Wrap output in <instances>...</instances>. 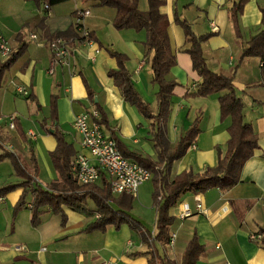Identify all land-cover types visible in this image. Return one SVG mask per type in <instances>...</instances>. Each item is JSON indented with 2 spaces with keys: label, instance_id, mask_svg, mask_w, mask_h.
Instances as JSON below:
<instances>
[{
  "label": "crops",
  "instance_id": "obj_1",
  "mask_svg": "<svg viewBox=\"0 0 264 264\" xmlns=\"http://www.w3.org/2000/svg\"><path fill=\"white\" fill-rule=\"evenodd\" d=\"M163 1L160 12L169 19L168 32L177 59L167 77L176 80L178 85L171 95L167 117L152 127L153 120L124 99L114 78L108 73L118 69L117 59L110 54V50L127 55V67L136 89L152 110L157 111L158 86L152 81L151 55L146 53L144 46L145 30L117 29L114 26L117 9L99 5L96 0H67L52 6L49 12L44 10L42 2L0 0V35L7 39L13 50L20 47V39L27 45L25 52L6 72L0 88V140L7 149L17 154L22 165L31 173L34 171L32 154L35 155L39 170L35 183L46 187L60 179L50 157L58 145L52 129L53 115L70 144L73 152L71 160L81 151L89 155L82 150L81 135L74 129L73 121L77 115L97 108L98 103L124 144L154 161L159 160L154 138L159 125L168 145L174 147L192 124L198 122L200 132L195 142L180 158L164 167L168 181L183 171L191 170L200 175L207 167L215 166L217 148L226 151L231 118H221L219 94H193L202 78L193 68L191 55L183 51L188 44L184 29L174 20L175 10H178L197 34L213 33L203 45L208 66L216 72L234 76L236 91L245 104V119L254 126L259 146L244 164L236 185L227 190L214 187L199 192L204 206L202 211L197 209V193L183 191L170 208V215L175 219L170 227L169 239L175 233V242H156V247L162 257L180 262L187 243L196 234L204 246L196 264H264V239L250 238L253 232L264 234L262 61L259 57H246L236 68L243 47L262 28L261 7L264 0L246 2L239 15V31L230 18L229 9L240 0ZM140 8H148L147 0H140ZM80 11H89L81 21ZM78 22L94 32L98 40L73 43L69 64H56L50 72L53 56L48 41L58 33L75 27ZM32 34H37L38 38H32ZM0 61H3L1 56ZM19 85L29 89L34 97H20L24 95L17 92ZM54 95L55 111L52 107ZM9 116L20 120L26 139L21 137L16 126L10 128ZM102 126L111 135V131L104 124ZM7 143L11 144V148L7 147ZM3 152L0 147V154ZM22 181L24 179L17 175L9 158L0 160V186ZM98 184H102V180ZM23 190L21 186L0 196V264H102L106 260L111 264L148 263L150 238L146 230L153 235L157 232V208L152 197L154 183L152 189H147L152 197L149 206L153 213L152 221H144V216L137 217L133 213L136 199L141 196L139 189L131 214L140 226L133 228L124 223L119 230L109 226L106 232H85L88 224L99 217L96 210L91 215L66 205L63 206L66 223H62V216L46 205L42 207L40 224L34 226L31 222L34 195L31 192L14 217L15 205ZM181 204H187L192 211L191 216L179 217ZM18 245H23L25 249L18 250Z\"/></svg>",
  "mask_w": 264,
  "mask_h": 264
},
{
  "label": "trees",
  "instance_id": "obj_2",
  "mask_svg": "<svg viewBox=\"0 0 264 264\" xmlns=\"http://www.w3.org/2000/svg\"><path fill=\"white\" fill-rule=\"evenodd\" d=\"M40 3L41 0H32ZM67 0H48L51 6L57 5ZM99 5L115 7L117 15L114 19V26L117 29L133 28L135 30H145L146 40L144 46L146 53L151 55V68L153 72V83L158 86L156 94L157 111L154 112L149 103L143 100L136 89L132 80V75L127 67L128 56L116 50H110V54L117 59L118 69H112L108 73L112 76L119 87L124 99L129 103L136 105L140 112L152 119V127L164 121L170 111L171 95L178 85L176 80L168 79L167 75L177 63L176 54L172 49L171 40L168 32L169 19L160 12L163 0H147L148 8H140V0H96ZM248 0L235 2L229 9L230 18L236 30L239 31V15L243 12L244 6ZM261 30L253 35L248 43L243 47L238 68L246 57H259L262 61L264 77V5L261 7ZM175 22L180 25L186 35L187 47L183 51L191 55L193 68L201 76L202 80L198 90L193 93L199 96H208L219 94L221 118L224 120L231 118V124L228 127L230 137L227 142L226 151L217 148L218 159L215 166L207 167L205 171L198 175L193 171H183L175 176L171 181L167 180L164 174V167H168L172 161L180 158L188 148L195 142L200 129L198 122L195 121L191 128L182 136L174 147H170L163 136L162 126L159 125L155 133L156 147L159 150V160L154 161L149 156L143 155L129 149L118 137L115 128L111 127L106 118L105 112L98 105L101 118L99 122L104 124L110 131L112 137L116 140L121 153L137 161L139 164L154 173L153 183L154 191L152 197L157 208L156 234L146 230L150 238L149 248L150 257L147 264H196L204 246L199 242L195 234L187 243L183 251L181 261L171 259L167 256L162 257L156 247V242H168L170 227L175 217L170 215V208L183 191L193 193L205 192L208 189L219 187L227 190L236 185L240 180L241 171L246 161L252 157L254 150L258 148V134L251 123L245 119V104L238 95L234 85V76H228L223 73L212 70L206 61L203 45L213 35V33L197 34L190 22L183 18L178 10L174 14ZM63 36L75 39L78 37L75 27L68 31L58 33L55 37ZM92 41L98 40L96 34L89 33ZM20 39V38H19ZM74 42L72 41V44ZM26 43L20 39V47L12 50L8 59L0 61V88L3 84L6 72L13 63L25 52ZM264 84V82H263ZM30 97H34L33 94ZM56 96L52 98V107L55 111ZM52 129L57 139V147L50 153L53 165L59 173L60 179L51 182L43 187L35 183L34 178L38 173V163L35 155L32 154V164L34 171L29 172L21 163L17 154L9 149L0 140V147L4 150L0 154V160L9 158L16 169L18 176L24 181L18 183H8L0 186V196L7 195L10 191L18 187H24L23 193L15 205L14 217L25 205L27 195L31 192L34 200L31 205L32 224L37 226L41 222L42 207L49 205L54 213L62 216V223H66L67 215L63 206H69L75 211L89 213L90 203L94 204L96 211L100 214L93 222L88 224L85 232L101 231L106 232L109 226H114L119 230L124 223H128L135 228L140 226V222L134 218L131 211L134 207L135 196L127 193L115 196L111 192L110 184L104 175L102 184H90L80 186L73 178L70 171V157L72 150L66 136L60 128L55 115L52 117ZM15 126L23 139H26V132L18 118L15 117ZM34 183V184H33ZM33 184V185H32ZM82 192V194H80Z\"/></svg>",
  "mask_w": 264,
  "mask_h": 264
},
{
  "label": "built area",
  "instance_id": "obj_3",
  "mask_svg": "<svg viewBox=\"0 0 264 264\" xmlns=\"http://www.w3.org/2000/svg\"><path fill=\"white\" fill-rule=\"evenodd\" d=\"M43 8L49 12L52 6L48 0H41ZM89 11H80L79 21L88 15ZM78 37L69 40L67 37L58 36L48 41V46L52 52V66L50 72H53L56 64L67 65L72 55V41L74 44H84L92 41L89 37L90 31L84 28L81 22L75 25ZM32 38H38L37 34H32ZM12 46L7 39L0 35V56L2 60L8 59L12 52ZM17 92L30 96L31 92L24 86H17ZM100 111L97 108L87 110L77 115L73 121L74 129L81 135V147L83 151L77 153L70 160V171L73 178L80 186L98 184L105 175L109 181L111 192L114 195L123 193L138 195L140 187L151 180L153 174L150 170L139 164L137 161L124 156L117 146L116 140L106 133L102 124ZM10 128H15V117H7ZM11 148V144H6ZM82 194V192H80ZM197 209L202 211L204 206L201 194L195 195ZM100 214H98L99 216ZM192 215V211L187 204L179 206V217L184 219ZM253 240H263L264 234L261 232L250 233ZM176 234L173 233L169 239L170 244H174ZM18 250H24L23 245L17 246ZM45 249V248H43ZM102 264H111L110 261H103Z\"/></svg>",
  "mask_w": 264,
  "mask_h": 264
},
{
  "label": "rangeland",
  "instance_id": "obj_4",
  "mask_svg": "<svg viewBox=\"0 0 264 264\" xmlns=\"http://www.w3.org/2000/svg\"><path fill=\"white\" fill-rule=\"evenodd\" d=\"M20 97H25V96H20ZM24 100L26 101V99H24ZM22 157H24V156L22 155ZM23 164H26V163L23 162ZM148 188L149 189L153 188V182L151 180L148 181L146 184L141 186V188H140L141 196L136 199V209H135V211L133 213L137 217L144 216V221L150 222V221H152L153 213H152V210H150L151 207H149L150 204H152V197H151V195L149 194V192L147 190ZM89 208H90L89 213L91 215H94L95 214V210H96L95 207H94V204L90 203V207ZM145 224H147V223L145 222Z\"/></svg>",
  "mask_w": 264,
  "mask_h": 264
}]
</instances>
